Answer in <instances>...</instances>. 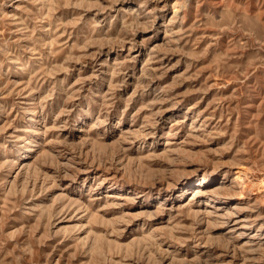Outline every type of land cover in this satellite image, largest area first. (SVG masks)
<instances>
[{
  "label": "rangeland",
  "instance_id": "rangeland-1",
  "mask_svg": "<svg viewBox=\"0 0 264 264\" xmlns=\"http://www.w3.org/2000/svg\"><path fill=\"white\" fill-rule=\"evenodd\" d=\"M0 264H264V0H0Z\"/></svg>",
  "mask_w": 264,
  "mask_h": 264
},
{
  "label": "bare ground",
  "instance_id": "bare-ground-1",
  "mask_svg": "<svg viewBox=\"0 0 264 264\" xmlns=\"http://www.w3.org/2000/svg\"><path fill=\"white\" fill-rule=\"evenodd\" d=\"M196 192V191H195ZM252 195V194H251Z\"/></svg>",
  "mask_w": 264,
  "mask_h": 264
}]
</instances>
